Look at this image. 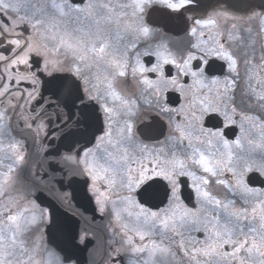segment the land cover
<instances>
[{"label": "snow or ice", "instance_id": "snow-or-ice-1", "mask_svg": "<svg viewBox=\"0 0 264 264\" xmlns=\"http://www.w3.org/2000/svg\"><path fill=\"white\" fill-rule=\"evenodd\" d=\"M195 5L0 0V264H73L39 201L71 207L55 174L107 220L99 264H264V0ZM176 19L184 46L151 42Z\"/></svg>", "mask_w": 264, "mask_h": 264}, {"label": "flooded vegetation", "instance_id": "flooded-vegetation-1", "mask_svg": "<svg viewBox=\"0 0 264 264\" xmlns=\"http://www.w3.org/2000/svg\"><path fill=\"white\" fill-rule=\"evenodd\" d=\"M228 3L230 7H236L238 10H246L249 7L256 6L260 3V0H196V5L193 6L186 15L199 17L206 12H211L218 5ZM190 24V21H189ZM186 24L181 19V25L177 27L175 32L165 30L161 27V32L158 36L152 39V43L163 42L168 44L169 47L178 49L184 46L190 36L186 31ZM154 60V58H153ZM215 69V74H220L218 71V63L212 65ZM130 88L133 86L131 83L128 85ZM175 99L177 94L173 93ZM238 134V129L233 127L228 131V135L231 138L233 134ZM28 154L26 155V164L21 166L20 174L23 179H29L28 169L37 158L36 153L39 151L38 147H33L31 141L27 142ZM49 167H51L49 165ZM257 180V186L259 185L260 177H255ZM43 180L50 187L55 185L56 188L63 192H67L71 197V207L67 206L63 202L56 199L55 194L48 190V187L42 185V191L38 194L39 201L41 203L50 202L53 213L56 220L57 227L53 230L55 235L59 238L64 247H68L66 250L68 255L71 256L73 264H99L100 256L103 251V242L106 239L105 224L107 220L98 211L93 199H90V193L85 189L83 179L79 177L68 178L55 174L54 178L49 180L48 176H44ZM63 180V187H61L60 181ZM189 189H185L188 192ZM193 207V204H189ZM84 218H87L90 223L85 224ZM84 227L91 229L95 233L96 239H90L85 241L84 244H79L78 234ZM77 238V239H74Z\"/></svg>", "mask_w": 264, "mask_h": 264}, {"label": "water", "instance_id": "water-1", "mask_svg": "<svg viewBox=\"0 0 264 264\" xmlns=\"http://www.w3.org/2000/svg\"><path fill=\"white\" fill-rule=\"evenodd\" d=\"M180 25H181V19H176L174 21L168 22L167 24L161 25L160 27L164 28L165 30L175 32L177 30V27ZM172 96H175V95H172ZM42 204L49 207L50 209H52V207H53L50 202H48V203L43 202ZM65 248H66V250H68L67 249L68 247L65 246Z\"/></svg>", "mask_w": 264, "mask_h": 264}]
</instances>
